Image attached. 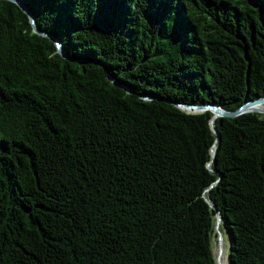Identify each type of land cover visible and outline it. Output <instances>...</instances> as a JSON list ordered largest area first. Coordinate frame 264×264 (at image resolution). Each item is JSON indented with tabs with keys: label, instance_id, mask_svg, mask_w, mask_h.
<instances>
[{
	"label": "trees",
	"instance_id": "1",
	"mask_svg": "<svg viewBox=\"0 0 264 264\" xmlns=\"http://www.w3.org/2000/svg\"><path fill=\"white\" fill-rule=\"evenodd\" d=\"M21 1L66 57L0 0V264H264V115L178 105L264 96V0Z\"/></svg>",
	"mask_w": 264,
	"mask_h": 264
},
{
	"label": "water",
	"instance_id": "2",
	"mask_svg": "<svg viewBox=\"0 0 264 264\" xmlns=\"http://www.w3.org/2000/svg\"><path fill=\"white\" fill-rule=\"evenodd\" d=\"M11 1H14L16 4H18L19 7L28 15L30 22H31V25L33 27V30L40 35H44V36H47V37L53 39V41L56 44L57 51L62 56L66 57V53L62 47V43L57 38H55L53 35H51L50 33L44 32L41 29H39L31 11L28 9V7L25 5V3H23L21 0H11ZM262 102H264V96L258 97V98L253 99V100H248L234 110H226L223 107H221L220 105L214 104V103H208V104L178 103V105L182 109H185L188 111H205V110L211 111L213 116L211 117V120H210V126H211V129L213 130V132L216 134V141H218L219 140V133L214 126V120L216 117H218V116L235 117V116H237L241 113H244V112H250V111H256L257 112L256 106ZM262 111L264 112V109ZM212 156H213V159L208 162L209 167H210V165H211V163L215 157V145L213 146V149H212ZM219 220H220V215L218 217V221ZM219 239L220 240L222 239L221 232H219ZM217 260H218V264H222L219 261L218 256H217Z\"/></svg>",
	"mask_w": 264,
	"mask_h": 264
},
{
	"label": "rangeland",
	"instance_id": "3",
	"mask_svg": "<svg viewBox=\"0 0 264 264\" xmlns=\"http://www.w3.org/2000/svg\"><path fill=\"white\" fill-rule=\"evenodd\" d=\"M257 112H259V111H257ZM259 113L264 115L263 111H261ZM228 247H229L228 236L225 234L224 236H222L221 240L219 239V236H218V238L216 239V242H215V250H216V254L218 257L221 254L220 252L223 250L222 260L225 262V264L227 262Z\"/></svg>",
	"mask_w": 264,
	"mask_h": 264
},
{
	"label": "bare ground",
	"instance_id": "4",
	"mask_svg": "<svg viewBox=\"0 0 264 264\" xmlns=\"http://www.w3.org/2000/svg\"><path fill=\"white\" fill-rule=\"evenodd\" d=\"M256 109L257 111L261 112L263 109H264V102L258 104L256 106ZM222 245V244H221ZM221 254L219 255V261L222 263V264H225V262L222 260V254H223V250L220 252Z\"/></svg>",
	"mask_w": 264,
	"mask_h": 264
}]
</instances>
